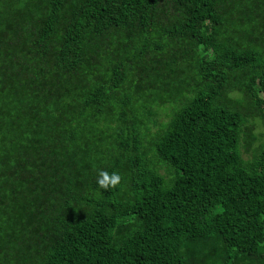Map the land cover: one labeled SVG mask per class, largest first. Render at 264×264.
<instances>
[{"label": "trees", "instance_id": "16d2710c", "mask_svg": "<svg viewBox=\"0 0 264 264\" xmlns=\"http://www.w3.org/2000/svg\"><path fill=\"white\" fill-rule=\"evenodd\" d=\"M0 264H264V0H0Z\"/></svg>", "mask_w": 264, "mask_h": 264}, {"label": "clouds", "instance_id": "9594fccd", "mask_svg": "<svg viewBox=\"0 0 264 264\" xmlns=\"http://www.w3.org/2000/svg\"><path fill=\"white\" fill-rule=\"evenodd\" d=\"M121 182V176L118 173L109 174L107 171L100 170L97 177V185L100 189L109 190L115 188Z\"/></svg>", "mask_w": 264, "mask_h": 264}]
</instances>
